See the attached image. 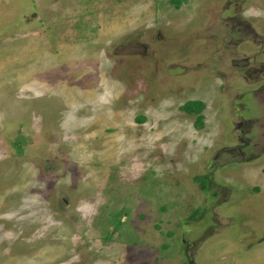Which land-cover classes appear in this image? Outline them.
<instances>
[{
  "label": "rangeland",
  "instance_id": "374dc122",
  "mask_svg": "<svg viewBox=\"0 0 264 264\" xmlns=\"http://www.w3.org/2000/svg\"><path fill=\"white\" fill-rule=\"evenodd\" d=\"M0 264H264V0H0Z\"/></svg>",
  "mask_w": 264,
  "mask_h": 264
},
{
  "label": "trees",
  "instance_id": "16d2710c",
  "mask_svg": "<svg viewBox=\"0 0 264 264\" xmlns=\"http://www.w3.org/2000/svg\"><path fill=\"white\" fill-rule=\"evenodd\" d=\"M182 107L186 108L190 114H196L197 122L203 124V115H202V111L204 109L203 102H201L200 100H188L182 105ZM195 179L197 181L200 180L199 177H196Z\"/></svg>",
  "mask_w": 264,
  "mask_h": 264
}]
</instances>
